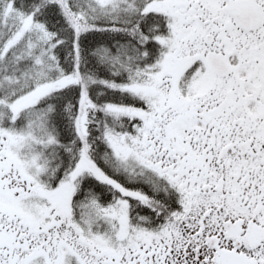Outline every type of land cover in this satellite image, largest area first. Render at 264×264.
Returning <instances> with one entry per match:
<instances>
[{"label": "snow or ice", "instance_id": "6c2138e0", "mask_svg": "<svg viewBox=\"0 0 264 264\" xmlns=\"http://www.w3.org/2000/svg\"><path fill=\"white\" fill-rule=\"evenodd\" d=\"M0 264H264V0H0Z\"/></svg>", "mask_w": 264, "mask_h": 264}]
</instances>
